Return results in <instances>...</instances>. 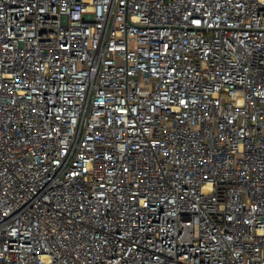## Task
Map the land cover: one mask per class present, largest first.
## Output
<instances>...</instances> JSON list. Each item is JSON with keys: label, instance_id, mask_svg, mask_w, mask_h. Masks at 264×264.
Segmentation results:
<instances>
[{"label": "built area", "instance_id": "obj_1", "mask_svg": "<svg viewBox=\"0 0 264 264\" xmlns=\"http://www.w3.org/2000/svg\"><path fill=\"white\" fill-rule=\"evenodd\" d=\"M0 264H264V0H0Z\"/></svg>", "mask_w": 264, "mask_h": 264}]
</instances>
